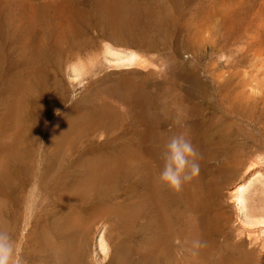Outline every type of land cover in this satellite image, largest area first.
<instances>
[{
    "label": "rangeland",
    "instance_id": "1",
    "mask_svg": "<svg viewBox=\"0 0 264 264\" xmlns=\"http://www.w3.org/2000/svg\"><path fill=\"white\" fill-rule=\"evenodd\" d=\"M180 133L201 159L176 192ZM263 184L264 0H0V222L26 264H249Z\"/></svg>",
    "mask_w": 264,
    "mask_h": 264
},
{
    "label": "clouds",
    "instance_id": "2",
    "mask_svg": "<svg viewBox=\"0 0 264 264\" xmlns=\"http://www.w3.org/2000/svg\"><path fill=\"white\" fill-rule=\"evenodd\" d=\"M161 157L159 181L173 191H181L185 183L199 175L200 153L184 133L167 140ZM0 264H26L22 246L13 238L7 222H0Z\"/></svg>",
    "mask_w": 264,
    "mask_h": 264
},
{
    "label": "bare ground",
    "instance_id": "3",
    "mask_svg": "<svg viewBox=\"0 0 264 264\" xmlns=\"http://www.w3.org/2000/svg\"><path fill=\"white\" fill-rule=\"evenodd\" d=\"M167 71V70H166ZM117 88V87H116ZM117 91H118V89H117ZM121 91H123V93H124V97H125V100H124V104L125 105H127V107H128V110H129V112H131V116L133 115V114H135V113H133L132 114V112L133 111H135L136 109H134L133 107H135L136 105V102L137 101H139L140 99V96H138L137 95V93L135 92V90H133L132 88H130V89H128V88H125V87H122L121 88ZM123 93H120V94H123ZM143 105H145V104H143ZM134 109V110H133ZM145 109H148V106L145 108ZM140 111V110H139ZM136 115V114H135ZM216 116V115H215ZM218 116V115H217ZM134 118V117H133ZM214 118V117H213ZM216 119V118H215ZM222 120V119H221ZM221 120H219V121H221ZM212 121V120H211ZM223 122V121H222ZM215 123V122H214ZM218 123H220V122H218ZM217 123V124H218ZM222 124V123H221ZM228 124V123H227ZM134 125V124H133ZM214 126V125H213ZM227 126H229V125H227ZM131 129V128H130ZM131 130H135L134 128H133V126H132V129ZM207 130V129H206ZM211 130V129H210ZM210 130H209V135H210V137H211V134H210ZM229 130V129H228ZM130 131V130H129ZM133 132V131H132ZM221 131H219V133H220ZM228 132V131H227ZM129 133V132H128ZM131 133V132H130ZM134 133H135V131H134ZM205 133V132H204ZM207 133V134H208ZM127 134V133H126ZM206 134V133H205ZM230 134V133H229ZM208 135V136H209ZM227 135V134H226ZM130 136H132V138H133V136H134V134H130ZM130 136L128 135L127 137H129L130 138ZM206 137V136H205ZM123 138V137H122ZM206 139V138H205ZM210 140V139H209ZM212 140V139H211ZM210 140V141H211ZM216 140V139H215ZM206 141H208V140H206ZM222 141V140H221ZM126 142V141H125ZM212 142V141H211ZM219 142V141H218ZM208 143V142H207ZM220 143V142H219ZM223 144V143H222ZM217 145V144H216ZM218 146V145H217ZM224 146V145H223ZM213 148L215 149V147L213 146ZM216 148H218V147H216ZM223 148V147H222ZM217 151V150H216ZM216 151H215V153H216ZM214 152V151H213ZM218 152V151H217ZM225 153V152H224ZM219 154V153H218ZM226 154V153H225ZM224 154V155H225ZM215 155V154H214ZM217 155V154H216ZM232 165H235V164H232ZM264 185V184H263ZM262 185V186H263ZM259 187V186H258ZM259 190H261V188L259 189ZM260 192V191H259ZM143 193V192H142ZM256 193V192H255ZM254 193V194H255ZM261 193V192H260ZM259 193V194H260ZM140 194V193H139ZM141 195H143V194H141ZM253 196V195H252ZM251 196V197H252ZM256 196H258V195H256ZM254 197V196H253ZM146 198V197H145ZM257 199H259V198H257ZM142 200V199H141ZM255 201V200H254ZM146 201H144V203H145ZM255 202H257V201H255ZM259 202H260V205L261 204H263L264 203V200H261V199H259ZM143 203V202H142ZM251 203V202H250ZM147 203H145V205H146ZM253 204L255 205V203L253 202ZM130 205V204H129ZM251 205V204H250ZM249 205V206H250ZM134 206V205H133ZM257 206H259V203L257 204ZM125 207V206H124ZM131 208V207H130ZM142 208V207H141ZM144 208V207H143ZM251 208V207H250ZM259 208H261V207H259ZM257 209V212H261L262 210H260V209ZM129 209V208H128ZM255 209V208H254ZM135 210V209H134ZM249 210V209H248ZM133 211V210H132ZM136 211V210H135ZM128 213V212H127ZM251 213V212H250ZM249 213V214H250ZM256 213V212H255ZM129 214V213H128ZM150 214V213H149ZM257 214V213H256ZM263 214V213H262ZM141 215V214H140ZM152 215V214H151ZM252 215V214H251ZM253 215H255L254 213H253ZM258 215H259V213H258ZM124 216V215H123ZM128 216V215H127ZM130 216V215H129ZM128 216V217H129ZM256 216V215H255ZM261 216V215H260ZM133 217V216H132ZM144 217H146V216H144ZM152 217V216H151ZM126 218V217H125ZM130 218V217H129ZM129 220V219H128ZM133 220V219H132ZM120 221H122L121 220V218H120ZM131 221V220H130ZM116 222V221H115ZM123 222V221H122ZM150 222V221H149ZM128 223V222H127ZM151 223V222H150ZM143 224V223H142ZM146 224V223H145ZM261 224H263V221H262V223H260V225ZM148 225V224H147ZM262 226V225H261ZM264 226V225H263ZM148 227V226H147ZM257 227V226H256ZM259 228V227H258ZM147 229V228H146ZM149 229V228H148ZM260 229V228H259ZM259 229H257L256 231H255V233L256 232H258L257 234H255V235H257L258 237H259V235H260V230ZM153 232V231H152ZM253 233H254V231H253ZM255 235H254V237H255ZM258 237H256V238H258ZM152 238V237H151ZM255 239V238H254ZM257 240V239H256ZM261 241L260 242H258L259 244H260V248H259V250H257L255 253H253L252 251H249L250 253H253V255H252V258H251V260L249 261V264H264V238H262V239H260ZM148 242V241H147ZM147 242H146V244H147ZM257 243V242H256ZM257 243V244H258ZM243 244V243H242ZM252 244V243H251ZM259 244H258V246H259ZM254 245V244H253ZM256 246V245H255ZM257 246V247H258ZM256 247V248H257ZM223 249V248H222ZM227 253V252H226ZM223 254V253H222ZM248 254V253H247ZM224 264H236V263H234V261H233V259H230V256H228L227 254L224 256Z\"/></svg>",
    "mask_w": 264,
    "mask_h": 264
}]
</instances>
